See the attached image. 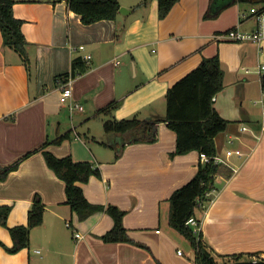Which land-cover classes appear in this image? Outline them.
Returning <instances> with one entry per match:
<instances>
[{
	"label": "crops",
	"instance_id": "0c3cea01",
	"mask_svg": "<svg viewBox=\"0 0 264 264\" xmlns=\"http://www.w3.org/2000/svg\"><path fill=\"white\" fill-rule=\"evenodd\" d=\"M118 2L128 12L83 24L64 0H14L29 64L3 46L0 32V166L19 160L0 179V206L10 207L8 227L27 224L35 195L44 212L28 245L15 253L5 249L12 239L0 225V264H196L189 241L169 225L168 199L206 162L197 150L172 155L176 134L163 121L165 95L204 58L215 56L223 87L211 98L212 107L228 124L214 137L216 152L209 157L231 174L215 176L212 191L195 208L199 231L193 232L215 264H230L238 255L237 261L264 260V77L256 72L264 64V40L214 38L229 29L254 30L253 9L264 4L178 0L159 18L156 0ZM75 58L87 68L71 77ZM66 74L72 78L69 103L81 104V111L71 113L59 100L56 79ZM114 101L109 116L97 115ZM133 116L159 119L157 139L121 149L126 138L105 134L103 123ZM92 119L102 122L101 130L91 126ZM42 148L98 169L99 176L79 183L83 194L93 204L123 210L134 243L100 238L113 226L105 210L78 219Z\"/></svg>",
	"mask_w": 264,
	"mask_h": 264
},
{
	"label": "trees",
	"instance_id": "16d2710c",
	"mask_svg": "<svg viewBox=\"0 0 264 264\" xmlns=\"http://www.w3.org/2000/svg\"><path fill=\"white\" fill-rule=\"evenodd\" d=\"M61 1V0H54ZM68 8L80 15L83 24H91L99 20H113L119 11L118 0H64ZM159 18H163L178 0H156ZM146 0H143L142 4ZM232 2H244L250 5L264 4V0H232ZM14 0H0V32L3 46L14 49L22 61L28 66L29 57L26 51L25 37L21 31L22 21L13 15ZM261 9H264L262 7ZM86 63L81 58H75L71 64V77L86 70ZM69 75L61 77L65 80ZM223 87V69L219 59L215 57L204 58L200 64L175 82L166 92V109L163 121L168 128L176 134V148L172 155L185 154L197 150L205 155L215 154L214 137L223 131L228 121L220 117L212 107L211 98ZM264 88V80H263ZM117 106V102H111L98 110L97 115H110ZM155 121L140 119L135 116L127 119L116 120L108 118L103 123V132L107 135H120L126 138L121 147L139 142H154L157 139ZM66 135L53 142L59 143ZM42 154L45 163L54 174L63 180L66 202L74 211L79 220H84L91 214L105 210L113 219L110 230L100 236L104 242H133L124 228L122 218L124 211L115 205H101L89 202L79 183H85L92 175L99 176V171L87 161H74L71 156L57 157L52 152L44 150ZM31 152L25 154L26 158ZM118 156V153L117 155ZM19 160L10 166H0V179L16 169ZM217 174L228 177L229 169L222 165H216L212 160L201 162L196 173L185 184L175 189L170 195L168 222L169 225L184 236L190 243L196 264H209L213 259L205 241L200 234H194L186 221L194 216L198 202L206 198L212 191L214 178ZM9 206H0V225L7 227L12 239V246L5 249L9 253H15L26 247L29 243V233L33 227L42 223L44 205L38 195H35L28 211L27 224L8 227L6 224L9 214ZM145 247L143 244L136 243ZM0 245L3 243L0 241ZM240 256L234 258L237 261ZM216 263V261L214 260Z\"/></svg>",
	"mask_w": 264,
	"mask_h": 264
},
{
	"label": "built area",
	"instance_id": "2783aa9c",
	"mask_svg": "<svg viewBox=\"0 0 264 264\" xmlns=\"http://www.w3.org/2000/svg\"><path fill=\"white\" fill-rule=\"evenodd\" d=\"M254 18L256 21V26L252 31H243L239 28L229 29L221 34L214 35V38L219 40L231 41V42H254L260 43L264 40V9H253ZM82 48V46H80ZM89 55H86L85 58H89ZM256 72L264 77V64H259L257 66ZM57 85L59 87V100L61 103H66L69 111L72 113L74 110H83V107L79 103H69V100L72 96V78L68 76L65 80H62L61 77L56 79ZM237 152V151H236ZM228 154L231 151L227 152ZM238 153V152H237ZM201 158L203 161L207 162L211 159L208 155L201 153ZM215 162H222V160L215 156L212 157ZM186 224L192 226L194 232L199 231V226L194 217H190ZM79 237L78 234L75 235Z\"/></svg>",
	"mask_w": 264,
	"mask_h": 264
},
{
	"label": "water",
	"instance_id": "95a60500",
	"mask_svg": "<svg viewBox=\"0 0 264 264\" xmlns=\"http://www.w3.org/2000/svg\"><path fill=\"white\" fill-rule=\"evenodd\" d=\"M128 12L124 7L119 8V13L123 14ZM209 264H215L212 259L209 260ZM230 264H264V260H241L235 261Z\"/></svg>",
	"mask_w": 264,
	"mask_h": 264
},
{
	"label": "rangeland",
	"instance_id": "374dc122",
	"mask_svg": "<svg viewBox=\"0 0 264 264\" xmlns=\"http://www.w3.org/2000/svg\"><path fill=\"white\" fill-rule=\"evenodd\" d=\"M90 124L94 129H97V130L102 129V122L97 119H92Z\"/></svg>",
	"mask_w": 264,
	"mask_h": 264
}]
</instances>
